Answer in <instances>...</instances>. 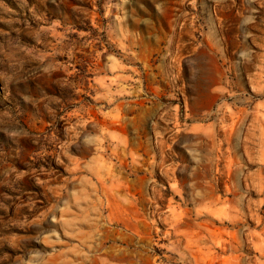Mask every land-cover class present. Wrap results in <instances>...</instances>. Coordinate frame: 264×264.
I'll return each instance as SVG.
<instances>
[{
  "label": "rangeland",
  "instance_id": "obj_1",
  "mask_svg": "<svg viewBox=\"0 0 264 264\" xmlns=\"http://www.w3.org/2000/svg\"><path fill=\"white\" fill-rule=\"evenodd\" d=\"M0 264H264V0H0Z\"/></svg>",
  "mask_w": 264,
  "mask_h": 264
}]
</instances>
